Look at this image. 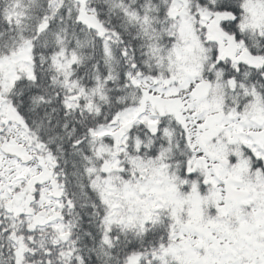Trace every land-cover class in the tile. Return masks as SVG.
Listing matches in <instances>:
<instances>
[{"label": "snow or ice", "instance_id": "6c2138e0", "mask_svg": "<svg viewBox=\"0 0 264 264\" xmlns=\"http://www.w3.org/2000/svg\"><path fill=\"white\" fill-rule=\"evenodd\" d=\"M0 264H264V0H0Z\"/></svg>", "mask_w": 264, "mask_h": 264}]
</instances>
